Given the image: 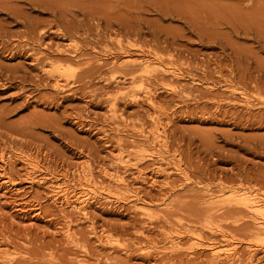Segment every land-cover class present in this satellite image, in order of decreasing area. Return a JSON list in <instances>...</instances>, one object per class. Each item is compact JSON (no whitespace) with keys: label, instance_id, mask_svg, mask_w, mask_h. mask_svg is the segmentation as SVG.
<instances>
[{"label":"rangeland","instance_id":"obj_1","mask_svg":"<svg viewBox=\"0 0 264 264\" xmlns=\"http://www.w3.org/2000/svg\"><path fill=\"white\" fill-rule=\"evenodd\" d=\"M28 1L22 18L0 9V264H230L190 240L224 245L222 232L239 247L231 264H264L251 257L257 220L229 203L264 205V0ZM25 25L42 44L21 39ZM120 50L157 60L146 73ZM48 63L71 82L57 86ZM58 187L90 193L91 208L65 205Z\"/></svg>","mask_w":264,"mask_h":264},{"label":"bare ground","instance_id":"obj_2","mask_svg":"<svg viewBox=\"0 0 264 264\" xmlns=\"http://www.w3.org/2000/svg\"><path fill=\"white\" fill-rule=\"evenodd\" d=\"M20 1H22L23 2V0H0V9L1 8H8V11H10V10H12L13 9V11L12 12H15V11H17V9H18V11L20 10V8H17V4L16 3H18V2H20ZM25 1V0H24ZM26 1H28V0H26ZM31 2H37L38 0H30ZM29 2V1H28ZM41 2V1H40ZM56 2H58V1H56ZM55 2V3H56ZM63 2V1H62ZM74 3V2H73ZM49 4V3H48ZM47 3H46V5H48ZM58 4V3H57ZM63 5H66V6H70L69 5V3H68V5H67V3L66 4H64V3H62ZM62 4H58V5H56L55 6V4L54 5H52V6H54V8H55V14H53V15H56L57 14V11L59 10L60 12H61V14L62 15H64V16H68V14L70 13L69 11H70V9H67L65 6L63 7L62 6ZM70 4H72V3H70ZM77 4V3H76ZM127 4V3H126ZM34 5V4H33ZM32 5V6H33ZM37 5V4H36ZM36 5H34V6H36ZM41 5V4H40ZM43 5V4H42ZM45 5V6H46ZM3 6V7H2ZM39 6V5H38ZM45 6L43 7V8H45ZM49 6H51V5H49ZM48 6V8H52V6L51 7H49ZM72 6H73V4H72ZM37 7V6H36ZM42 7V6H41ZM53 8V9H54ZM23 9V8H22ZM46 10H47V8H45ZM4 10V9H3ZM49 10V9H48ZM18 11L17 12H15L16 14H14V15H12V16H15V15H17V14H19L18 13ZM52 11V10H51ZM20 12H22V10L20 11ZM53 12V11H52ZM192 12H193V10H192ZM7 13V12H6ZM9 13V12H8ZM88 13V12H87ZM194 13V12H193ZM261 13V12H260ZM180 14V13H179ZM195 14L197 15V12H195ZM194 14V15H195ZM10 15H11V13H10ZM20 15H23V17H24V14H23V12H22V14H19V15H17L18 17L20 16ZM195 15V16H196ZM11 16V17H12ZM73 16V15H72ZM193 16V15H192ZM18 17H16V18H18ZM21 17V16H20ZM15 18V17H14ZM22 18V17H21ZM11 19V18H10ZM23 19H25V18H23ZM250 19V18H249ZM259 19V18H258ZM21 20V19H20ZM25 20H27V19H25ZM260 20V19H259ZM253 21H254V19H253ZM27 22V21H26ZM31 23V22H30ZM260 23H261V21H260ZM29 24V23H28ZM32 24V23H31ZM255 25H256V23H255ZM263 25V24H262ZM261 24H260V26H262ZM35 27H32V25L30 26V25H25V27H26V29H27V31H25V32H21L22 33V35H20V37H21V39H23L24 40V42H26V44H30V42H36V43H41L42 42V40L44 39V36H45V34H42V33H38V30H37V26L36 25H34ZM257 26V25H256ZM248 27V26H247ZM257 29H258V27H257ZM43 30V29H42ZM41 30V31H42ZM237 30V29H236ZM242 30H243V28H242ZM258 31V30H257ZM256 31V32H257ZM57 32V31H56ZM250 32V31H249ZM240 33V32H239ZM248 33V32H247ZM9 35H10V33H8L7 31H5L3 28H1V26H0V37L1 38H8L9 37ZM208 35H210V34H208ZM12 37V36H11ZM14 37V36H13ZM219 37V36H218ZM6 38V39H7ZM9 39V38H8ZM12 39V38H11ZM23 42V43H24ZM35 44V43H34ZM42 44V43H41ZM4 45V44H3ZM3 47V46H2ZM31 47V46H30ZM6 48V47H5ZM123 48V47H122ZM124 50L126 49V47L125 48H123ZM122 49V50H123ZM139 49V48H138ZM128 50V49H127ZM127 50L126 51H121V52H123L124 53V55H122V56H124V58L126 59L125 60V64H129V63H134V64H136L138 67V69H143V70H145L146 71V73H147V71H149L150 70V68L154 65V63L156 62V60H155V62L154 61H152V60H149V59H146V57H145V55H144V53L142 54H139L141 57H140V59H137V60H135V59H133L134 57H133V55L134 54H132V53H130V52H127ZM38 57V56H37ZM118 56H116L115 58H117ZM120 57V56H119ZM156 57V56H155ZM158 58H159V56H158ZM46 59V58H45ZM93 59V58H92ZM91 59V60H92ZM95 59V58H94ZM93 59V60H94ZM35 60H37V59H35ZM90 60V61H91ZM92 60V61H93ZM98 60H100V59H98ZM117 60V59H116ZM116 60H114V61H116ZM89 61V62H90ZM102 61V60H101ZM113 61V62H114ZM35 62V61H34ZM37 62H39V58H38V61ZM88 62V64H89V66H91L90 64H92V62H90L89 63ZM97 59H96V64H97ZM100 62V61H99ZM98 62V63H99ZM210 63H211V61H209ZM40 63V62H39ZM102 63V62H101ZM101 63H99V65L101 64ZM124 62L122 61L121 62V64H123ZM217 63H218V60H217ZM87 64V65H88ZM86 65V64H85ZM86 65V66H87ZM98 65V64H97ZM117 65V64H116ZM222 65V64H221ZM47 66L48 67H44L43 69H42V71L44 72V73H46L47 75H49V77H52V78H54V82L56 83V85L57 86H62V84L64 85L65 83H68V82H71L70 80H71V78H72V76L69 74V70L67 69V68H64V66L63 65H55L54 63H48L47 64ZM95 66V64L92 66V68ZM118 67H120L119 66V64L117 65ZM122 66V65H121ZM124 66L125 65H123L121 68H124ZM132 66V65H131ZM171 66V65H170ZM204 66V65H203ZM132 67H134V65L132 66ZM167 67V66H166ZM222 67V66H221ZM97 68V71L99 70V68H100V66H96V67H94L93 69H96ZM219 68V67H218ZM88 69H90L89 67H88ZM221 70H222V68H220ZM164 70V69H163ZM230 70V69H229ZM135 72V71H134ZM166 72L167 73H169V74H171L172 76H173V78L174 77H178L179 76V73H178V71H177V69H174V68H172V69H167L166 70ZM218 73L220 72V70L219 71H217ZM165 73V72H164ZM230 73V72H229ZM130 74H131V72H130ZM134 74V73H133ZM166 74V73H165ZM223 74V73H222ZM231 74H232V72H231ZM230 74V75H231ZM46 75V76H47ZM219 75H220V73H219ZM233 75V74H232ZM167 76V75H166ZM226 76V75H225ZM234 76V75H233ZM220 78V77H219ZM221 78H226V77H224V76H222ZM227 78L229 79V77L227 76ZM234 80H233V82L235 81V78L234 77H232ZM133 79V78H132ZM243 79V78H242ZM165 80V79H164ZM176 80V79H175ZM258 80V79H257ZM210 81V80H209ZM214 81V80H213ZM216 81V80H215ZM224 81H226L225 79H224ZM65 82V83H64ZM178 82V81H177ZM221 82H223L222 80H221ZM228 82V81H227ZM226 82V83H227ZM257 82V81H256ZM206 83V82H205ZM225 83V82H224ZM230 83H231V81H230ZM229 83V84H230ZM239 83V82H238ZM238 83H235L234 82V84H237L238 85ZM244 83V82H243ZM174 84V83H173ZM172 84V86H174ZM209 84V83H208ZM229 84H226V85H229ZM151 85V84H150ZM169 85V84H168ZM171 85V84H170ZM169 85V86H170ZM199 85V84H198ZM231 85V84H230ZM236 85V86H237ZM244 84H242V86H243ZM147 86V85H146ZM149 86V85H148ZM152 86H153V84H152ZM213 86H215V85H213ZM212 86V87H213ZM239 86L241 87V85L239 84ZM261 86V85H260ZM175 87V86H174ZM207 87V86H206ZM229 87H231V86H229ZM239 87V88H240ZM147 88V87H146ZM158 88V87H157ZM172 88V87H171ZM208 88V87H207ZM209 88H211V87H209ZM247 88L248 87H246V88H244V89H246V91H247ZM264 88V87H263ZM148 89V88H147ZM151 89V88H150ZM163 89V88H162ZM258 89V88H257ZM164 90H165V88H164ZM176 90V89H175ZM175 90H173V89H169V87H168V91H170V93L171 92H173L174 91V94H176L175 93ZM209 90V89H208ZM234 90H236V89H234ZM147 91V90H146ZM154 91V89L153 90H150V91H148V92H146V93H143V94H145V97H146V101L149 103L148 105H151V106H154L156 103L155 102H157V101H155L154 102V97H153V95H152V92ZM177 91V90H176ZM203 91H204V89H203ZM207 91V89H205V92ZM210 91V90H209ZM145 92V91H144ZM178 92H179V90H178ZM227 92H230V90L229 91H227ZM136 93H138V92H136ZM232 93V92H231ZM241 93H243V91H241ZM246 93V92H245ZM155 94V93H154ZM172 94V93H171ZM173 94V95H174ZM179 94V93H178ZM206 94H208V93H206ZM218 94V93H217ZM233 94H237V96L240 94L239 92H237V91H233ZM129 96H130V94H129ZM138 96V95H137ZM155 96V95H154ZM177 97H178V95H176ZM244 96V95H243ZM242 96V97H243ZM181 97V96H180ZM179 97V98H180ZM231 97H233V96H231ZM230 97V99H229V97H228V99L229 100H231L232 98ZM235 97V96H234ZM247 97H248V95H247ZM157 98V97H156ZM243 98H246L245 96L243 97ZM181 99V98H180ZM219 99V98H218ZM247 99V98H246ZM116 100H117V98H116ZM200 100H202L201 98H200ZM217 100V99H216ZM245 100V99H244ZM185 101V100H184ZM193 101V100H192ZM218 101V100H217ZM228 101V100H227ZM232 101V100H231ZM230 101V102H231ZM235 101L237 102V99H235ZM239 102V101H238ZM250 102V101H249ZM155 103V104H154ZM219 103V102H218ZM217 103V104H218ZM245 103H247V101L245 102ZM221 104V103H220ZM224 104V103H223ZM236 104V103H235ZM239 104V103H238ZM249 104V103H248ZM111 105V104H110ZM157 105V104H156ZM155 105V106H156ZM216 105V104H215ZM154 106V107H155ZM235 106V105H234ZM242 106V105H241ZM250 106V105H249ZM251 106H252V104H251ZM254 106V105H253ZM217 107L219 108V106L217 105ZM221 107H223V106H221ZM220 107V108H221ZM156 108V107H155ZM160 108V107H159ZM162 108V107H161ZM217 108V109H218ZM232 108V107H231ZM245 108H247L246 106H245ZM244 108V109H245ZM249 108H251L252 109V107H249ZM248 108V109H249ZM226 109V108H225ZM166 110V109H165ZM164 110V111H165ZM206 110V109H205ZM243 110V109H242ZM246 110V109H245ZM163 111V112H164ZM217 111V110H216ZM219 111V110H218ZM222 111V110H221ZM251 111V110H250ZM157 112V111H156ZM166 112V111H165ZM175 112V111H174ZM232 112V111H231ZM242 112V111H241ZM245 112V111H244ZM248 112V111H247ZM254 112V111H253ZM263 112V111H262ZM159 113V112H158ZM172 113V112H171ZM234 113V112H233ZM250 113V112H249ZM225 114V113H224ZM263 114V113H262ZM253 115V114H252ZM163 116H166V113L163 115ZM168 116V115H167ZM172 116V115H171ZM174 116V115H173ZM244 116V115H243ZM250 116V115H249ZM157 117H159V116H157ZM237 117V116H236ZM251 117V116H250ZM4 117L2 116L1 118H0V123L2 122V121H4V119H3ZM260 118H261V116H260ZM155 119V120H154ZM153 120H154V123L156 124V125H162L163 123H162V120H163V118H154ZM236 124V123H235ZM4 125V124H3ZM3 127V126H2ZM4 129V128H3ZM15 135V134H14ZM160 136H162V135H160ZM160 136H156V140H157V143H161L160 142ZM162 144V143H161ZM4 155V154H3ZM5 156V155H4ZM4 159V158H3ZM5 160V159H4ZM26 161L28 162V165L30 166V167H32V169H36L35 167H37V165H35L36 163L34 162V161H31V160H29V159H26ZM37 162V161H36ZM39 162V161H38ZM35 163V164H34ZM40 164V163H39ZM86 166V165H85ZM85 166H83V170L85 169ZM31 169V170H32ZM85 171V170H84ZM4 172V171H3ZM48 173V172H47ZM101 173L103 174V175H105V176H108V174H107V171L105 170V169H103L102 171H101ZM31 174V173H30ZM68 174V173H67ZM66 174V176H65V178L66 179H68V175ZM57 175V174H56ZM84 178H88L89 177V174H84V176H83ZM53 178V177H52ZM11 180V179H10ZM87 181V184L88 185H90V183L91 182H89V180L87 179L86 180ZM12 182V181H11ZM228 183V182H227ZM226 183V184H227ZM84 185V184H83ZM229 185V184H228ZM229 186H231V185H229ZM65 187V186H64ZM64 187L62 188V187H58V188H55V189H57V190H55V195L57 196V198L60 200V201H62L65 205H67V206H74L75 208H77L81 213H87V211L91 208V205H92V200H94L95 199V197H92L93 195H90V193L89 194H80L79 192H77L76 190H69V189H64ZM81 187V186H80ZM223 187H225V186H223ZM228 187V186H227ZM226 187V188H227ZM53 188V187H52ZM66 188V187H65ZM229 188V187H228ZM83 190V189H82ZM228 190V189H227ZM222 191H224L223 189H222ZM229 191V190H228ZM232 191V190H231ZM225 192H226V190H225ZM86 193V192H85ZM229 200V199H228ZM229 203H231V204H233V206L232 207H235V208H233V211L236 213V214H238V216H239V212H236V211H239V210H242V209H244L248 214H249V216L251 215L253 218H255V220H257V222H255V225L257 226V229H256V233L255 234H251V235H254V238H256V242L254 243V244H252V247L250 248L251 249V257H254L255 256V254L257 255V253H258V251H263V253H264V205L263 204H259V203H257V202H253L252 200H249L245 195H240V194H237V195H235V196H233L230 200H229ZM225 206H228V205H226L225 204ZM229 206H230V210L229 211H231V205L229 204ZM216 207V206H215ZM223 207V206H222ZM242 208V209H241ZM213 209L215 210V208L213 207ZM222 209V208H221ZM221 209H219L218 210V206H217V210L219 211V212H221L222 210ZM213 210V211H214ZM221 210V211H220ZM227 210V211H228ZM217 211V212H218ZM228 211V212H229ZM234 212L232 213V211L231 212H229V213H232L233 215H234ZM243 212V214H245L244 213V211L242 210L241 211V213ZM211 213H213V212H211ZM240 213V214H241ZM246 213V214H247ZM227 214V213H226ZM243 214H241L240 215V217H242L243 216ZM221 215V214H220ZM150 216V215H149ZM224 216V215H223ZM238 216H236L235 215V217H238ZM248 216V217H249ZM225 217V216H224ZM227 217V216H226ZM247 217V218H248ZM223 218V217H222ZM216 219H218V216L216 217ZM240 219V218H239ZM242 219H243V217H242ZM249 219H251V217L249 218ZM247 220V219H246ZM222 221V220H221ZM238 221H241V220H238ZM238 221H237V223H238ZM215 223V222H214ZM218 224V223H217ZM243 225H244V223H243ZM242 225V226H243ZM216 226V225H215ZM206 227V226H205ZM217 227V226H216ZM219 227V226H218ZM221 227V226H220ZM220 230V229H219ZM222 231V230H221ZM227 232V231H226ZM188 234V233H187ZM221 235H222V237L224 238V239H226L225 241H226V243H224V245H220L219 243H215V241H214V243L212 242V243H208V242H206L204 239H202L199 235H196V236H194L195 234H193L192 236L191 235H189V237L191 238H189L191 241H193L194 242V246L196 247V246H198V247H207V248H209L210 249V251H211V253H212V255H213V258H214V261H216V262H223V260H227V261H224V262H228V263H233L235 260H236V258L238 259L239 257V254H238V251H237V249L239 248H236V246H235V244H231L229 241H232V240H229L230 239V234L228 235L227 233H225V232H222V233H220ZM233 234V233H232ZM108 235V234H107ZM250 235V236H251ZM205 236V235H204ZM103 236H101V238H102ZM109 237V236H108ZM175 236H171V238L169 239V243L171 244V249L174 251V250H177V251H179L178 249L179 248H181V241H180V239H181V237H179V235H178V238H177V236L174 238ZM203 237V236H202ZM67 238H71V234L69 233V231H68V233H67ZM232 238H234V237H232ZM109 239V238H108ZM104 240V239H103ZM112 239H110L109 240V242L111 241ZM207 240V239H206ZM224 241V242H225ZM105 242V241H104ZM229 242V243H228ZM106 243V242H105ZM190 243V242H189ZM234 243H236V242H234ZM107 244V243H106ZM113 244V243H112ZM115 244V243H114ZM116 246V245H115ZM184 246V245H183ZM182 246V247H183ZM195 247H192V250L194 251H197L196 249H195ZM127 249V248H126ZM169 249V248H168ZM182 249V248H181ZM200 249H202V248H200ZM206 249V248H205ZM128 250V249H127ZM191 250V252H190V254L191 253H193V251ZM126 251V250H125ZM171 251V250H170ZM209 251V250H208ZM127 252V251H126ZM260 253V252H259ZM166 255V254H165ZM235 264V263H234Z\"/></svg>","mask_w":264,"mask_h":264}]
</instances>
